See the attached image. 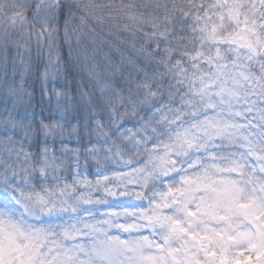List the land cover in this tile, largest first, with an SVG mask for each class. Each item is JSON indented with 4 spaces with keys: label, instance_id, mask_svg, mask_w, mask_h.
I'll use <instances>...</instances> for the list:
<instances>
[{
    "label": "clouds",
    "instance_id": "clouds-1",
    "mask_svg": "<svg viewBox=\"0 0 264 264\" xmlns=\"http://www.w3.org/2000/svg\"><path fill=\"white\" fill-rule=\"evenodd\" d=\"M0 264H264V0H0Z\"/></svg>",
    "mask_w": 264,
    "mask_h": 264
}]
</instances>
